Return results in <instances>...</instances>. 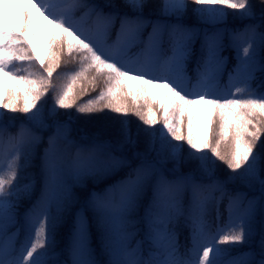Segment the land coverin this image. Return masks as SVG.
<instances>
[{"label": "snow or ice", "instance_id": "snow-or-ice-1", "mask_svg": "<svg viewBox=\"0 0 264 264\" xmlns=\"http://www.w3.org/2000/svg\"><path fill=\"white\" fill-rule=\"evenodd\" d=\"M29 6L59 30L47 60L27 39ZM225 8L248 22L229 27ZM259 9L254 0H25L20 31L0 17V74L22 86L0 90V264H264V0ZM64 54L80 67L56 84ZM98 78L105 87L78 103L88 88L76 91L77 81L95 91ZM156 88L171 108L161 106L162 120L148 99ZM49 92L50 107L40 103ZM197 103L212 106L211 139L191 134L190 115L187 136L177 122ZM61 109L132 114L146 127L133 133L120 120L118 138L84 147Z\"/></svg>", "mask_w": 264, "mask_h": 264}, {"label": "trees", "instance_id": "trees-1", "mask_svg": "<svg viewBox=\"0 0 264 264\" xmlns=\"http://www.w3.org/2000/svg\"><path fill=\"white\" fill-rule=\"evenodd\" d=\"M97 2H103V0H97ZM24 3L25 0H10V5H9V11H8V15H6V17L9 18L10 23H11V27L12 29L16 30V31H20V28L18 25L23 23V16H22V11L24 9ZM254 3L257 4V12H259V0H254ZM29 9H31V7H28ZM230 13L229 17H228V26L229 27H241L243 23H247L248 21H239L234 19L233 15L231 14L233 12V10H229L228 11ZM32 36V33H28L27 39L30 41ZM52 36H50L51 38ZM50 38H48L47 40V50L45 52V60H47L49 54H50V48H49V44H50ZM32 46V45H31ZM225 55L229 56V70H231L232 66L236 63L235 60V53L232 50H229L228 52L225 53ZM80 67L78 61H71V59L66 55H62L61 57V62H60V66L56 69V71L53 73V82L56 84H61L64 83L65 81L63 79H61L62 75L65 73H71L74 72L76 70H78ZM189 72H192V69L189 67ZM94 72H90L88 74L89 79L91 78ZM259 77V75H258ZM102 78H98L96 85H95V91L92 90V86L90 84L87 83V81L84 80H80L77 81V85H76V91H80L83 87H87L88 88V93L86 95H83L81 97V99L78 101V103H83L85 101H87L88 99L95 97L96 95H98L99 91L105 87V82L101 81ZM260 80L254 83V87L259 84ZM223 83L227 84V75H225L224 79H223ZM8 87L10 88H14V87H22V86H17L15 85L14 82V86H10V84H8ZM51 95L52 93L49 92L47 96H45L42 101L40 103H44V101H48V106H51ZM127 102L130 106H132V97H128L127 98ZM149 103L152 105L154 112H156V114L161 118L162 114H161V110L162 109H158L157 105L152 102L151 100L149 101ZM140 106L141 109L143 111H147V108L144 104V101L141 99L140 100ZM61 113L64 112H69L71 113V115L73 117H76V119L73 122V129L76 130L77 134L74 135L72 133V136L74 138V140L76 141V143L78 145L84 146V147H88L91 145V143L93 142V140H95L97 137H100L101 139H116L119 137V129H120V124L119 121L120 120H127V121H131V129L133 131V133H135L137 127L140 128H145L146 126L142 124V122L135 116L132 114H129L128 116H121L118 115L116 113L111 112L110 110L105 109L103 112H96L90 115H80L78 113L75 112V109H69V110H58ZM7 116H16L19 118V120H23L24 115L20 114V113H6ZM190 113H188L187 111H185V113L181 116L179 113L177 114V122L180 124L181 127V131L183 132L184 135H188V117H189ZM213 115V112L212 114ZM192 117V128H191V134L194 137L197 138H203L204 136H208L210 139L212 137V128L216 127L215 125L211 124V117L208 119L207 124H205L204 126H202L200 123H198L197 118L194 116ZM64 116H61V119H63ZM19 120H17V124H19ZM159 124L156 125V128H159ZM15 129H13L14 131ZM149 131H151V129H149ZM80 135V136H79ZM46 138V137H45ZM46 140V139H45ZM145 141L146 138L143 136V134H141L140 138H139V142L137 145L138 150H143L145 148ZM262 142H264V137H262ZM183 143L184 149L185 151H191V149L188 148V145L184 142ZM222 150H227L228 148V141H225L222 144ZM259 147V145H258ZM40 151L42 152V148L40 149ZM217 165L221 168L224 169V171L226 172V168L224 165H222L219 161H216ZM185 170H187V168H185ZM119 177H113L110 180H108L107 183L101 185L99 188H97V190L103 189L107 184L112 183L113 180L117 179ZM187 235H188V230L186 229ZM65 238V241L67 243V227H60L57 230V238L59 240H62L63 238ZM221 247H233L232 245H222ZM235 247H239V246H235Z\"/></svg>", "mask_w": 264, "mask_h": 264}, {"label": "rangeland", "instance_id": "rangeland-1", "mask_svg": "<svg viewBox=\"0 0 264 264\" xmlns=\"http://www.w3.org/2000/svg\"><path fill=\"white\" fill-rule=\"evenodd\" d=\"M4 4L3 0H0V7ZM1 15V14H0ZM1 17V16H0ZM33 23H34V27L37 29L38 34H39V41H42L43 37L46 36L49 32V29L51 28L49 22L45 19L39 18L38 14H33ZM37 34V36H38ZM41 34V35H40ZM42 51L43 48L41 47L39 49V54L42 55ZM1 80V79H0ZM153 93L155 90H157V93L159 94V100L161 103H163V105H165L166 107L169 108V110L171 111L170 105L168 103L167 100H165V95H166V89H152ZM212 106L205 104V103H197L195 105H193L192 111L193 113H195L196 115H198L199 120L201 121L202 124L205 125L206 120L208 119L209 115H210V109ZM163 119V118H162ZM162 127V124L161 126ZM170 139V137H169ZM172 143H177L176 141H172Z\"/></svg>", "mask_w": 264, "mask_h": 264}]
</instances>
